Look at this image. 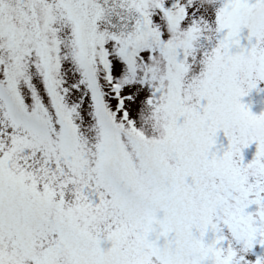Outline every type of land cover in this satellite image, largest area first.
<instances>
[{
  "label": "snow or ice",
  "instance_id": "1",
  "mask_svg": "<svg viewBox=\"0 0 264 264\" xmlns=\"http://www.w3.org/2000/svg\"><path fill=\"white\" fill-rule=\"evenodd\" d=\"M0 264H264V0H0Z\"/></svg>",
  "mask_w": 264,
  "mask_h": 264
},
{
  "label": "rangeland",
  "instance_id": "2",
  "mask_svg": "<svg viewBox=\"0 0 264 264\" xmlns=\"http://www.w3.org/2000/svg\"><path fill=\"white\" fill-rule=\"evenodd\" d=\"M259 107H260V106L258 105V106H257V110H259Z\"/></svg>",
  "mask_w": 264,
  "mask_h": 264
}]
</instances>
